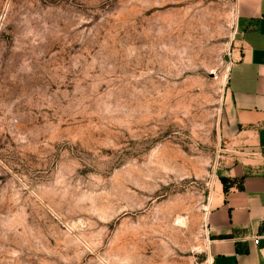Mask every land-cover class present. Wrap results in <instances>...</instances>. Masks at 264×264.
<instances>
[{
  "label": "rangeland",
  "instance_id": "374dc122",
  "mask_svg": "<svg viewBox=\"0 0 264 264\" xmlns=\"http://www.w3.org/2000/svg\"><path fill=\"white\" fill-rule=\"evenodd\" d=\"M236 0H0V264H212Z\"/></svg>",
  "mask_w": 264,
  "mask_h": 264
},
{
  "label": "crops",
  "instance_id": "0c3cea01",
  "mask_svg": "<svg viewBox=\"0 0 264 264\" xmlns=\"http://www.w3.org/2000/svg\"><path fill=\"white\" fill-rule=\"evenodd\" d=\"M236 42L208 246L212 264H264V0H236Z\"/></svg>",
  "mask_w": 264,
  "mask_h": 264
},
{
  "label": "built area",
  "instance_id": "2783aa9c",
  "mask_svg": "<svg viewBox=\"0 0 264 264\" xmlns=\"http://www.w3.org/2000/svg\"><path fill=\"white\" fill-rule=\"evenodd\" d=\"M255 242H256V243H259V240H258V239H256V240H255Z\"/></svg>",
  "mask_w": 264,
  "mask_h": 264
},
{
  "label": "trees",
  "instance_id": "16d2710c",
  "mask_svg": "<svg viewBox=\"0 0 264 264\" xmlns=\"http://www.w3.org/2000/svg\"><path fill=\"white\" fill-rule=\"evenodd\" d=\"M222 181H223V179H222Z\"/></svg>",
  "mask_w": 264,
  "mask_h": 264
}]
</instances>
